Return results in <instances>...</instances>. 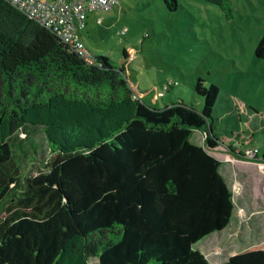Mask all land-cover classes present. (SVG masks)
<instances>
[{"label":"trees","instance_id":"trees-1","mask_svg":"<svg viewBox=\"0 0 264 264\" xmlns=\"http://www.w3.org/2000/svg\"><path fill=\"white\" fill-rule=\"evenodd\" d=\"M255 52L264 58V36ZM203 82L202 110L182 99L154 106L110 56L85 58L0 0V264H210L195 245L235 209L210 150L252 157L216 134L219 87ZM31 161L43 167L26 174ZM223 264H264V241Z\"/></svg>","mask_w":264,"mask_h":264},{"label":"rangeland","instance_id":"rangeland-1","mask_svg":"<svg viewBox=\"0 0 264 264\" xmlns=\"http://www.w3.org/2000/svg\"><path fill=\"white\" fill-rule=\"evenodd\" d=\"M79 34L91 50L125 67L135 93L154 106L182 99L202 110L197 82L202 78L206 86L217 85L216 134L244 151L257 146L264 152V58L255 52L264 36V0H225L224 6L179 0L174 10L165 0H118L111 9L89 11ZM242 121L246 133L239 138L233 133L243 131ZM193 141L204 144V133L197 130ZM210 152L222 161L235 200L227 228L195 245L213 264L231 249L264 241V161L261 154L240 157L223 147ZM49 154L45 143L36 156ZM24 165L26 174L43 167L32 161ZM218 245L224 256L216 252ZM91 262L100 264L98 258Z\"/></svg>","mask_w":264,"mask_h":264},{"label":"built area","instance_id":"built-area-1","mask_svg":"<svg viewBox=\"0 0 264 264\" xmlns=\"http://www.w3.org/2000/svg\"><path fill=\"white\" fill-rule=\"evenodd\" d=\"M37 23L57 31L85 58L91 60L93 51L79 34L89 11L111 9L118 0H7ZM245 154L256 157L261 154L257 146L246 149Z\"/></svg>","mask_w":264,"mask_h":264},{"label":"crops","instance_id":"crops-1","mask_svg":"<svg viewBox=\"0 0 264 264\" xmlns=\"http://www.w3.org/2000/svg\"><path fill=\"white\" fill-rule=\"evenodd\" d=\"M202 145V144H201ZM212 235V234H210ZM254 245V244H252ZM250 245L244 247V248H241V250H244L246 249L247 247H249ZM239 250V251H241ZM216 252L219 253V254H222L224 256V253H223V249L221 246H216ZM238 251H235L232 253V249H231V253L230 254H227L225 257H221L219 259H216V260H211L213 262V264H223L225 261H227L233 254L237 253ZM204 253L206 254V256L208 257V259L210 258L209 255L204 251ZM212 257V256H211Z\"/></svg>","mask_w":264,"mask_h":264}]
</instances>
